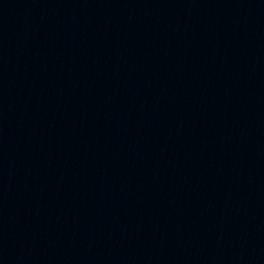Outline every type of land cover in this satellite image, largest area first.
Segmentation results:
<instances>
[{
	"label": "water",
	"instance_id": "1",
	"mask_svg": "<svg viewBox=\"0 0 264 264\" xmlns=\"http://www.w3.org/2000/svg\"><path fill=\"white\" fill-rule=\"evenodd\" d=\"M0 264H264V116L144 130L1 172Z\"/></svg>",
	"mask_w": 264,
	"mask_h": 264
}]
</instances>
